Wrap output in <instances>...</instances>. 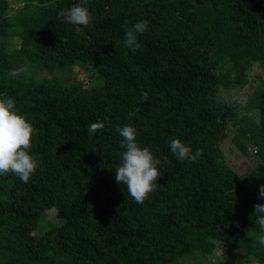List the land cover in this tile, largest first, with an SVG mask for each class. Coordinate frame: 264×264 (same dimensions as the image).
<instances>
[{
    "label": "trees",
    "instance_id": "16d2710c",
    "mask_svg": "<svg viewBox=\"0 0 264 264\" xmlns=\"http://www.w3.org/2000/svg\"><path fill=\"white\" fill-rule=\"evenodd\" d=\"M16 1L17 46L0 44V94L32 124L30 154L40 159L27 184L0 176V264H178L211 254L216 243L264 264L253 208L264 204V77L242 107L255 113L243 132L258 160L242 176L220 149L238 106L218 92L242 85L253 63L264 69V0ZM73 3L92 14L87 27L57 18ZM6 7L0 0L2 38ZM141 20L148 29L132 51L125 31ZM25 65L42 76L8 74ZM74 66L94 70V83L60 84L55 73ZM129 123L138 145L161 160L157 190L142 204L115 181L124 151L116 128ZM172 138L203 155L179 160ZM235 148L244 154L237 141ZM49 209L55 224L43 219Z\"/></svg>",
    "mask_w": 264,
    "mask_h": 264
},
{
    "label": "clouds",
    "instance_id": "9594fccd",
    "mask_svg": "<svg viewBox=\"0 0 264 264\" xmlns=\"http://www.w3.org/2000/svg\"><path fill=\"white\" fill-rule=\"evenodd\" d=\"M57 18H63L66 23L87 27L92 22V14L89 9L81 3H73L70 7L62 9L57 13ZM149 22L141 20L136 22L125 31V46L132 50H138V34H143L148 29ZM10 76H30V66H22L10 70ZM143 99L148 98L145 92ZM135 112H129L131 119ZM108 121L92 123L89 134L102 131ZM116 131L122 137L120 147L124 149L120 153L119 166L115 170V181L126 187L128 195L138 204L144 203L149 195L157 190V180L160 178L158 159L148 147H140L136 142V129L132 124L117 127ZM35 129L32 124L21 114H18L15 101L7 95L0 94V176L12 174L20 181L27 184L38 167L40 157L30 154L31 140ZM171 153L179 160H188L195 163L203 155V149H197L193 154L192 149L178 138H172L169 142ZM168 157H163L167 163ZM258 199H264V185L259 186ZM256 224L259 226L260 234L258 243L264 246V204H254Z\"/></svg>",
    "mask_w": 264,
    "mask_h": 264
},
{
    "label": "rangeland",
    "instance_id": "374dc122",
    "mask_svg": "<svg viewBox=\"0 0 264 264\" xmlns=\"http://www.w3.org/2000/svg\"><path fill=\"white\" fill-rule=\"evenodd\" d=\"M7 7L3 12L6 17V25L3 26L4 35L0 36V44H4L8 49L17 46L16 35L17 31L12 28L13 25V11L20 6L16 0H6ZM256 26L261 27V21H256ZM60 84L64 86H87L94 83L96 72L94 70H84L80 67L74 66L55 73ZM42 75L37 72H31L30 76L23 75L24 80L38 79ZM46 76V75H45ZM244 83L242 85L232 84L227 88L218 86V92L224 100L232 104L233 101L238 106L232 111L228 120L224 121L225 139L220 144V149L224 155L225 165L236 172L237 175L242 176L248 172L256 163L257 157L255 154L248 153L247 149H255V145L250 139L249 135L244 133V128L249 121H255V113L253 111H245L242 107L246 100V93L256 86L264 77V69L257 63H253L244 73ZM245 147L244 154H241L235 148V142ZM44 221L55 224L57 218L52 209L46 210L44 213ZM45 222V223H46ZM259 245L256 246L259 247ZM178 264H259L257 258L245 254L238 246L230 247L223 243H216L215 249L209 255L194 254L190 260H182Z\"/></svg>",
    "mask_w": 264,
    "mask_h": 264
}]
</instances>
